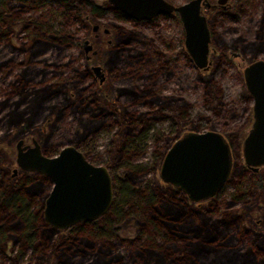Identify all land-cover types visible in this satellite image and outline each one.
<instances>
[{
    "label": "trees",
    "instance_id": "trees-1",
    "mask_svg": "<svg viewBox=\"0 0 264 264\" xmlns=\"http://www.w3.org/2000/svg\"><path fill=\"white\" fill-rule=\"evenodd\" d=\"M47 1L0 0V20L5 25H0V36L15 46L14 25L22 23L13 19L11 11L20 5L23 8L17 12L21 13L24 8L27 12ZM49 1L63 12L79 10L77 18L83 17L80 13L83 11L93 19L111 16L116 20L111 22L115 42L108 50L105 66L109 69L126 55L132 60L141 59L144 51L136 47L146 46L153 39L137 22L107 1ZM238 1H233L235 9L239 5L240 10L246 8V3ZM231 14L236 16L235 12ZM28 22H23L25 26L22 24L21 30L29 37L21 61L24 67L33 58L49 50L63 51L70 46V41L78 40L65 30H48L46 26ZM147 22L141 21V24ZM228 45L238 47L252 58L264 54V9L256 21L253 36L241 32L230 38ZM231 46L221 44V49ZM155 53L162 57L166 54L163 50ZM57 67H60L59 74L48 80L34 82L38 74L44 78L46 73L44 70L38 74L30 72L28 67L13 77L7 97L17 99L9 104L0 101V113L5 111L0 117L3 131L0 143L35 134L45 155L53 154L59 146L74 144L81 147L86 157L95 159L88 143L104 138L100 155H105L104 163L112 176L113 200L99 219L76 223L67 234L59 233L43 219L44 200L52 186L49 178L37 171L22 170L13 176L11 163L6 162L7 156L0 148L1 255L14 259L6 256L14 246L20 253L30 248L34 264H264V216L262 224H255L250 218L245 222L264 203V167L254 173L241 161L239 132L247 122L229 127L231 121H223L227 128L224 136L233 155L232 171L225 184L231 187L227 196L220 191L210 199L192 203L180 190L156 177L166 151L186 128L214 129L213 117L229 116V111L236 113L234 105L230 109L220 78L213 73L199 76L203 106L200 110L181 94L164 93L154 85L148 87L141 83L143 77L139 73L126 85L114 83L113 98L108 102L93 82L85 84L91 78L86 66ZM238 96L246 103L251 102L244 86ZM124 97L128 105L123 104ZM143 129H151L155 141L163 142L161 147L153 149L150 161L145 163L136 162L134 156L136 132ZM148 138L152 136L145 134L141 139ZM239 206L248 212L246 217L237 212ZM126 226L135 231L134 239L119 236L118 230ZM245 237L250 239L249 245L240 244Z\"/></svg>",
    "mask_w": 264,
    "mask_h": 264
},
{
    "label": "rangeland",
    "instance_id": "rangeland-1",
    "mask_svg": "<svg viewBox=\"0 0 264 264\" xmlns=\"http://www.w3.org/2000/svg\"><path fill=\"white\" fill-rule=\"evenodd\" d=\"M96 1L98 3H104V1L107 0ZM187 1L189 0H171V2L176 5L183 4ZM206 1L210 4V7H202L201 12L205 15L207 24L211 30V43L209 50L210 60L212 63L209 67H207V69L198 68L194 65L184 46V30L182 23L178 15L176 13H172L162 15L163 17L160 15L158 16V19L161 18L160 20H151L149 23L141 24L138 22L140 28L153 37V40L148 43L147 47H136V49L144 51V56L141 59L136 60H132L128 57V55L122 57L121 60L114 65L113 72L106 75V79L102 84H99L98 78L93 75L91 67L100 66L104 68V71L106 69L105 63L107 62L108 50L115 42V31L111 22L113 23V21L116 20L113 17L110 16L108 19H93L85 12L80 11V13H83V17L77 18L76 13L78 14L79 10H77L78 12H75V10L63 12L61 7L49 0L45 5L37 4L35 8L30 9L27 12H25L27 8H24L21 13L17 11L23 7L18 5L10 13L15 21L21 22L22 24L25 21H29L30 23L32 22L34 24L46 26V29L48 30L51 28L53 31L65 30L77 37L78 40L74 43L73 41H70V46H68L67 49L65 48L63 51L49 50L43 56L35 57L33 58V61H30L31 63L29 66L27 65L24 67L21 61L24 57L25 48L27 47L26 43H28L27 41L29 37L26 31L21 32L23 27L22 24L15 23L14 34L16 37L13 42L15 46L10 44L5 36H0V101H8L9 104L12 100L17 99V97L8 99L7 96L11 90L13 77L24 68L28 67L30 72L35 71L37 74L44 70L46 73L44 78H42L39 74L38 77L36 76L34 78V82H39L41 80H48V78L59 74L58 71L60 70V67H57L58 65L70 64L71 67L76 66L78 68H82L86 66L88 68L91 73V78L87 82L85 81V84L93 82L99 89V92L105 101L109 102L113 98L111 86H113L114 83L118 86L126 85L127 82L134 80L139 73L141 77H143L140 82L146 86L150 87L151 85H154L155 88H158L164 93L181 94L193 102L198 109L203 110L202 90L199 85V76L213 73L216 77H218L217 79L220 78L223 83L226 98L231 103L229 104L230 109L235 106L236 113L234 114L229 111V116H223L219 119L212 116L214 119V129L207 130L217 131L224 135L226 134L227 129L224 128V120L231 121L229 127L234 124H236L235 126L241 125L245 121L247 122L245 128L239 132V143H241L247 135L248 129L251 127L252 123L250 110L252 102L246 103L238 96L239 91L244 86L243 69L249 63L258 59L264 60V54L260 53L258 57L252 58L249 55L242 54L239 48H234L228 44H230V38L235 37L241 32H244L246 36H253L256 21L264 9V0H240L238 1L239 3H246V8L243 10H240V5L239 8L235 9L233 5L234 0H227L224 4H219L218 0ZM226 3V8H223L222 6L226 5ZM231 12H235L236 16H234L235 14L232 16ZM10 15L8 14L7 17ZM115 23L117 24V22ZM0 25H4L1 20ZM94 26H98L96 31L93 29ZM104 29H108L109 33H104ZM83 40L90 42L92 46L91 51L84 53L82 47ZM221 44L231 46L227 51L229 53L240 52V56L227 54L225 58L220 57V55L224 53V50L221 49ZM155 50H163L166 54L163 57L158 56L155 53ZM212 50H214V53H212ZM86 55H88V59L86 58ZM135 73L137 74L135 75ZM58 77L60 76H57V78ZM132 84H137V82H133ZM142 86V84L139 85V87ZM122 100H124L122 101L123 104H129L125 97ZM22 105L24 106V104ZM20 109H22V107ZM4 113L5 111L1 112L0 117H2ZM84 119H86V117H84ZM84 119H82V122ZM4 122L6 123V121ZM0 123H2V120ZM188 130L190 129L186 128L184 131ZM2 134L3 131L0 130V136ZM136 134V139H138L137 145H135L134 148L136 162H148L150 161L153 149L161 147L163 142H161L160 139H158L157 142L155 141V137L151 129L139 130ZM145 134H148V137L152 136V138H148L146 140L141 139ZM4 135H6V133ZM53 138L54 137L51 138L50 142ZM67 138L69 139V137H64V139ZM19 140H22L25 145L29 146H33L34 140L38 144L41 151V146L38 142L40 139L35 134H29L26 136L22 135L11 143L2 141L0 143V148H2L4 154L7 156L6 162L11 163L12 170L16 167V143ZM53 141H55V139ZM65 146H73L82 152L81 147H76L74 144ZM65 146H59L56 149V152L47 156H54ZM104 146V138L92 140L88 143V147H90L95 159L91 156L86 157L83 153L82 154L92 164L106 166V163H104L105 155H100L101 151L104 150ZM160 164L158 165V170ZM156 177L159 178L157 170ZM230 189V186L225 185L221 190L223 196H227ZM263 210L264 203H261L259 208H256L251 212V215L247 216L248 212L245 211L243 207L239 206L237 208L238 213H244L243 216H247V220H245V222H248V219L250 218L253 222L256 221L255 224H262L263 219L261 218L264 216ZM56 230L59 233L67 234L70 229L56 228ZM118 234L127 240L134 239L136 235L135 231L130 226L121 227L118 230ZM249 241L250 239L245 237L243 242L240 244L249 245ZM12 248L13 250L11 252L9 251V253L7 250L6 253L8 254L6 256L9 255V257L14 259L7 258L0 254V264H34L30 248L21 251V253L17 249L18 247L12 246Z\"/></svg>",
    "mask_w": 264,
    "mask_h": 264
},
{
    "label": "water",
    "instance_id": "water-1",
    "mask_svg": "<svg viewBox=\"0 0 264 264\" xmlns=\"http://www.w3.org/2000/svg\"><path fill=\"white\" fill-rule=\"evenodd\" d=\"M130 19L150 20L177 13L184 30V46L198 68L206 66L210 32L202 7L206 0H189L174 5L166 0H107ZM227 0H218L224 4ZM96 29V26L93 28ZM108 32V29L104 30ZM88 44V41H84ZM92 48L88 44L85 51ZM95 72L100 66H94ZM100 75V81L104 76ZM243 80L252 99V127L241 143V158L246 168L264 167V60L258 59L243 69ZM16 167L37 171L49 178L51 189L44 200V220L54 228L67 229L78 222L102 217L113 200L112 177L103 165L90 163L77 148L63 147L54 156L41 153L38 144L16 143ZM233 166L229 143L219 132L185 131L165 153L159 179L180 190L192 203L210 199L225 186ZM257 169V170H256Z\"/></svg>",
    "mask_w": 264,
    "mask_h": 264
},
{
    "label": "flooded vegetation",
    "instance_id": "flooded-vegetation-1",
    "mask_svg": "<svg viewBox=\"0 0 264 264\" xmlns=\"http://www.w3.org/2000/svg\"><path fill=\"white\" fill-rule=\"evenodd\" d=\"M166 1H168V2H170V3H172L171 1H169V0H166ZM107 3H109L108 1H107ZM110 4V3H109ZM173 4V3H172ZM220 4V3H219ZM111 5V4H110ZM174 5H176V4H174ZM178 5H180V4H178ZM111 6H113V5H111ZM226 6H227V3H226V5H224V6H222L223 8L225 7L226 8ZM114 7V6H113ZM210 7V6H209ZM221 12H223V11H221ZM177 14V13H176ZM178 15V14H177ZM162 16V15H161ZM163 17V16H162ZM179 17V16H178ZM159 17L157 16V17H155V18H152V19H150V20H139V21H136V20H133V19H130V20H132V21H134V22H139V23H141V21H148L147 23H149L151 20H156V19H158ZM161 19V18H160ZM160 19H158V20H160ZM180 19V18H179ZM237 19V18H236ZM181 21V20H180ZM208 25V24H207ZM94 28V27H93ZM98 29V26H96V29H95V31ZM208 29H209V32H210V37H211V30H210V28H209V26H208ZM105 30V29H104ZM104 33H109V30H108V32H105L104 31ZM237 36V35H236ZM235 36V37H236ZM153 40V39H152ZM85 40H83V42H82V47H83V51H84V53L86 52L85 51V48H86V46H88V44L89 45H91L90 44V42L88 41V44H85V42H84ZM151 41V40H150ZM149 41V42H150ZM148 42V43H149ZM109 43H110V41H109ZM148 43H147V45H146V47L148 46ZM210 43H211V39H210ZM210 43H209V49H210ZM234 48H238V47H234ZM92 50V48L89 50V51H91ZM228 49H226V50H224V53H222L221 55H220V57H226L227 56V54L229 55V54H231V55H234V56H240V54L242 53L241 51V53L240 52H236V53H233V52H228L227 51ZM94 53H96L95 51H93ZM155 52H156V50H155ZM87 53V52H86ZM212 53H214V50H212ZM243 54V53H242ZM108 55V54H107ZM189 55V54H188ZM86 58L88 59V55H86ZM191 60H192V58H191ZM193 61V60H192ZM193 63H194V61H193ZM211 60H210V50H209V54H208V61H207V63H206V66L205 67H203V69H207V67H209L210 65H211ZM250 64V63H249ZM105 65H106V63H105ZM194 65H195V63H194ZM196 66V65H195ZM197 67V66H196ZM105 71H104V68L103 67H100V70L99 71H97V72H95V70L93 69V67H91V70H92V73H93V75H95L96 76V78H98V81H99V84H102L104 81H105V79H106V75L107 74H110V73H112L113 72V68H111V69H109V68H107L106 66H105ZM245 68V67H244ZM109 72V73H108ZM99 74H102L103 76H104V79H103V81H100V75ZM244 87H245V84H244ZM245 89H246V87H245ZM251 102H252V99H251ZM251 118H252V106H251ZM252 123H253V118H252ZM252 123H251V127H252ZM251 127L248 129V132H249V130L251 129ZM245 128V127H244ZM243 128V129H244ZM242 129V130H243ZM188 131H194V130H188ZM202 131H208L207 129H204V130H202ZM183 132H185V131H183ZM182 132V133H183ZM248 132H247V134H248ZM182 133H180L179 134V136L182 134ZM178 136V137H179ZM224 136V135H223ZM247 136V135H246ZM245 136V137H246ZM177 137V138H178ZM225 137V136H224ZM176 138V139H177ZM175 139V140H176ZM174 140V141H175ZM173 141V142H174ZM228 142V141H227ZM241 143H242V141H241ZM241 143H240V146H241ZM23 145L24 146H26L24 143H23ZM172 145V144H171ZM169 149V148H168ZM167 152V151H166ZM16 153H17V150H16ZM41 153H42V151H41ZM42 154H44V153H42ZM45 155V154H44ZM91 163V162H90ZM106 167V166H105ZM107 168V167H106ZM263 167H259V168H257L256 170L257 171H253V170H250V171H252V172H254V173H259L260 172V170L262 169ZM248 169V168H247ZM19 170V169H18ZM18 172V171H17ZM109 172V171H108ZM110 173V172H109ZM12 174H13V172H12ZM112 177V176H111ZM112 185H113V182H112ZM43 219H44V217H43ZM46 222V221H45ZM47 223V222H46ZM78 223H80V222H78ZM49 224V223H48ZM50 225V224H49ZM75 225V224H74ZM51 226V225H50ZM53 227V226H52ZM72 227V226H71ZM71 227H69V229L71 228ZM54 228V227H53ZM56 229V228H55Z\"/></svg>",
    "mask_w": 264,
    "mask_h": 264
},
{
    "label": "bare ground",
    "instance_id": "bare-ground-1",
    "mask_svg": "<svg viewBox=\"0 0 264 264\" xmlns=\"http://www.w3.org/2000/svg\"><path fill=\"white\" fill-rule=\"evenodd\" d=\"M97 220V219H96Z\"/></svg>",
    "mask_w": 264,
    "mask_h": 264
}]
</instances>
